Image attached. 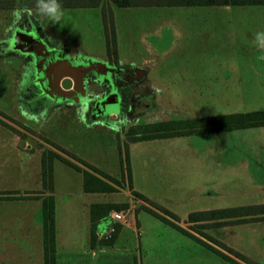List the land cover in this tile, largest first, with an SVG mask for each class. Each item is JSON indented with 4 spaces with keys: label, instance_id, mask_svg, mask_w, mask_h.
Here are the masks:
<instances>
[{
    "label": "rangeland",
    "instance_id": "rangeland-1",
    "mask_svg": "<svg viewBox=\"0 0 264 264\" xmlns=\"http://www.w3.org/2000/svg\"><path fill=\"white\" fill-rule=\"evenodd\" d=\"M5 8L0 9V264H39L35 254L43 239V221L35 199L38 190L53 195L58 243L82 244L88 231V203L109 197L85 193L83 170L56 156L50 159L51 151L117 178L118 184L107 180L116 189L113 200L126 205L123 210L131 207L135 215L142 205L153 208L138 200L133 185L157 207L177 216L167 218L233 260L143 209L140 231L119 238L118 243L126 246L118 244L117 257L62 264H264V219H188L192 212L264 203V126L139 142L128 134L131 126L143 123L264 109V87L241 82L242 76L250 79L260 72L264 83V59L235 57L239 42L231 34L221 35L223 40L206 28L196 34L186 30L187 20L219 14L172 7L123 8L100 0L95 8L63 9L62 21L51 24L36 7ZM54 28L67 41L51 37ZM112 35L116 52L107 45ZM35 40L56 48L67 49L68 44L75 60H96L98 55L146 71L133 89L140 106L131 111L125 106L118 119L105 121L100 112L83 104L35 105V90L27 88L32 82L28 61L35 52L24 47L26 42L35 46ZM92 82L85 80L87 90L81 99L96 96ZM27 135L38 138L37 148L45 143L51 147L42 152L46 168L42 154L35 155V145L18 147L19 139ZM123 212L128 218L130 212ZM117 233L99 241L114 240Z\"/></svg>",
    "mask_w": 264,
    "mask_h": 264
},
{
    "label": "trees",
    "instance_id": "trees-1",
    "mask_svg": "<svg viewBox=\"0 0 264 264\" xmlns=\"http://www.w3.org/2000/svg\"><path fill=\"white\" fill-rule=\"evenodd\" d=\"M114 5L119 7H137V6H176V5H227V4H264V0H110ZM100 0H60L63 8H80V7H94L99 4ZM35 7V1L29 0H0V7H22L24 6ZM113 35L112 39L107 40V45L115 51L114 48ZM264 126V109L263 110H253L247 112H234L222 115H212V116H197L188 119H176V120H164L155 121L151 123H143L131 126L128 130V134L132 135L133 141H142L155 138H168L175 136H185L197 133H214L222 131H232L236 129L250 128ZM55 154V155H53ZM50 159L52 157H58L64 162L80 169V167L73 162L65 159L57 153L51 151L49 153ZM43 167L46 168L45 154H42ZM89 166V165H87ZM94 172L99 174L105 179L94 175L88 170H83V185L85 192H113L116 191L114 185H112L108 180L114 184H118L119 180L110 176L109 174L103 173L94 166H89ZM45 171V169H44ZM128 177H129V173ZM50 177V170L48 171ZM108 179V180H107ZM130 179V177H129ZM50 181V180H49ZM50 183V182H49ZM135 194L143 201L150 204L153 208L146 205H142V208L147 212L154 214L166 223H169L173 227L177 228L181 232H184L197 240L203 242L213 250L215 249L208 242L196 237L192 233L182 229L172 220L166 216L175 219L177 216L170 211L157 207L150 199L146 198L142 194L134 191ZM126 205L117 203H102L93 204L91 206V219L93 221L91 225V240L95 239V224L96 220L99 218H108L109 211L119 210L124 208ZM43 209V241L45 247V259L44 264H55L54 257V200L53 195H48L43 199L42 202ZM233 218L236 222L238 220L253 221L264 219V203L260 204H249L241 205L235 207H228L223 209H214L201 212H192L188 214L189 221H203V220H219V219H230ZM234 221V222H235ZM220 222V221H218ZM224 222V221H223ZM116 230L118 231L120 225L115 224ZM211 242L216 243L223 249L224 246L221 242L210 238ZM112 241H103L110 242ZM218 251V250H217ZM223 258L233 261L231 257L225 255L221 251H218ZM237 254V253H236Z\"/></svg>",
    "mask_w": 264,
    "mask_h": 264
},
{
    "label": "crops",
    "instance_id": "crops-1",
    "mask_svg": "<svg viewBox=\"0 0 264 264\" xmlns=\"http://www.w3.org/2000/svg\"><path fill=\"white\" fill-rule=\"evenodd\" d=\"M116 6V5H115ZM96 7V6H95ZM95 7H80V8H95ZM119 7V6H117ZM143 7H152V8H163V7H172V8H183L191 11L192 14L197 12L195 10H207V13H216L219 17L215 18H193L191 20H187L185 24L186 25V30L187 32L196 34L197 32H200L199 29L202 28V31H205L203 28H206V31L210 33L211 35L219 36H227V34H231L232 36H235V38L239 44L238 47L239 50L236 54L235 57H239L240 59H262L261 57H264V53L258 52L257 49L256 52L253 50V37L255 33L257 32H262L264 31V4H227V5H176V6H137L136 8H143ZM3 8V7H2ZM0 8V9H2ZM125 8V7H123ZM7 9V8H5ZM66 9V8H63ZM52 32V31H50ZM57 41L60 39L63 40V42L67 41L65 40V37L63 36V33L61 30H56L55 28L53 29L52 34L50 35ZM224 40V38H222ZM226 40V39H225ZM68 45V44H67ZM66 48H62L63 51L68 50V55L72 56L73 54L70 52V47L67 46ZM107 49V48H106ZM116 52V51H115ZM95 57L99 58L101 56L95 55ZM126 63H133L132 61H127ZM263 64V62H262ZM143 74H146V71H144ZM261 74V75H260ZM242 75H246L245 73H242ZM255 77L253 78H247L246 76L241 77V82L242 83H250L252 84L251 81L255 82L257 84L256 86H253L255 89H263V73L260 72H255ZM259 75V77H258ZM255 80V81H254ZM259 84V85H258ZM249 86H247L248 88ZM250 88V87H249ZM34 138V137H33ZM169 138V137H168ZM155 139H164V138H155ZM155 139H149V140H155ZM20 140V139H19ZM36 144H35V155L40 156L42 152L47 149L51 148L45 143V147H38V138L35 136ZM146 141V140H142ZM19 142V141H18ZM133 142H139V141H133ZM43 143V142H42ZM48 146V147H47ZM19 147V145H18ZM32 146H26V144L21 147L25 149H31ZM51 150V149H50ZM66 158V157H64ZM69 161L73 162L71 159L67 158ZM76 164V163H74ZM78 165V164H76ZM79 170H88L94 175L100 177L101 179H104L102 176L97 174L96 172H93L87 168H83L80 165ZM132 184V183H131ZM132 190L137 191L140 193L138 190L134 188L132 185ZM37 191V189L35 190ZM39 192L35 193V199L37 200L38 203L41 204L42 207V202L43 199L51 195L49 192H42L38 190ZM88 193L91 196H96V195H108L109 197H106L105 200H99V201H90L88 203L89 210L91 209V206L93 204H102V203H117V201L113 200V196L115 195L116 192H85ZM141 194V193H140ZM16 195V194H13ZM17 196V195H16ZM144 196V195H143ZM149 199V198H148ZM138 200H141L138 198ZM145 204V203H144ZM147 205V204H145ZM56 204L54 206V223H57V211H56ZM42 209V208H41ZM143 210V209H141ZM139 210L135 215L133 210L131 211V207L127 208L126 210H110L109 214L111 211H126L130 212V215L128 216V222L126 225H120L119 223H116L120 225L118 229V233L115 237L114 240L110 241L109 243L107 242H101L96 236V233L98 231H101L105 229V227L108 224V218H99L96 220L95 224V236L96 238L94 240H91V225L93 223L91 219V210L89 212V218H88V231L84 234V241L82 244H74V243H68V242H55L54 244V257H55V264H62V262L69 263L71 261H81L82 260H92V258H95L94 260L99 261V260H105V259H110L113 258L114 256L117 257V253L114 254V250L118 251L119 245L125 247L126 243H118L119 238H128L130 234H136L140 231V224H139ZM108 214V216H109ZM185 217V216H184ZM182 217V218H184ZM187 217V215H186ZM136 219V221H135ZM44 220L43 216V209H42V221ZM102 221H105L104 223H101ZM119 244V245H118ZM35 259L39 264H44V259H45V247H44V241L42 239L41 246L39 248V252L35 254ZM34 259V260H35Z\"/></svg>",
    "mask_w": 264,
    "mask_h": 264
},
{
    "label": "flooded vegetation",
    "instance_id": "flooded-vegetation-1",
    "mask_svg": "<svg viewBox=\"0 0 264 264\" xmlns=\"http://www.w3.org/2000/svg\"><path fill=\"white\" fill-rule=\"evenodd\" d=\"M41 37L43 40L47 39L43 35ZM24 47L35 52L34 58L28 61L30 65L28 69L31 72L28 80L31 79L32 82H28L27 87L35 90V105L44 107L66 103L83 104L97 113L100 112L105 121H113L124 114L125 106L131 111L141 104L140 99H136L138 96L133 94V89L146 75L136 65H125L109 57L89 61L75 60L74 55L67 56L62 48L42 45L36 40L35 46L26 42ZM67 61L74 63L75 66L84 67H74L72 73L78 81L73 87L63 90L56 77L69 71ZM89 66L93 68L80 76L81 71ZM88 78L93 81L92 88L96 96L83 100L81 96L85 95L87 90L85 80Z\"/></svg>",
    "mask_w": 264,
    "mask_h": 264
},
{
    "label": "clouds",
    "instance_id": "clouds-1",
    "mask_svg": "<svg viewBox=\"0 0 264 264\" xmlns=\"http://www.w3.org/2000/svg\"><path fill=\"white\" fill-rule=\"evenodd\" d=\"M35 7L38 14L46 18L51 24H59L64 16V10L60 0H35ZM24 13L31 15L30 9H24ZM20 15H17V19ZM253 44L258 50L264 52V31L255 33L253 37ZM264 59V57H261Z\"/></svg>",
    "mask_w": 264,
    "mask_h": 264
},
{
    "label": "water",
    "instance_id": "water-1",
    "mask_svg": "<svg viewBox=\"0 0 264 264\" xmlns=\"http://www.w3.org/2000/svg\"><path fill=\"white\" fill-rule=\"evenodd\" d=\"M68 69L69 71H66L64 73H60L57 75L56 79L59 81V86L63 90H68L69 88L73 87L74 83H76L78 80L76 79L74 73H72V70L74 67L70 64L69 61H67ZM93 67L89 66L86 67L84 70L81 71L80 76L84 73L90 71ZM81 81V79H79ZM26 144V146H31L36 144L35 138L27 135L24 138H21L18 142L19 147H23Z\"/></svg>",
    "mask_w": 264,
    "mask_h": 264
},
{
    "label": "built area",
    "instance_id": "built-area-1",
    "mask_svg": "<svg viewBox=\"0 0 264 264\" xmlns=\"http://www.w3.org/2000/svg\"><path fill=\"white\" fill-rule=\"evenodd\" d=\"M128 218L123 211H111L108 216V224L105 229L98 231L96 236L99 240H108L116 232L115 224L119 223L120 225H126Z\"/></svg>",
    "mask_w": 264,
    "mask_h": 264
}]
</instances>
